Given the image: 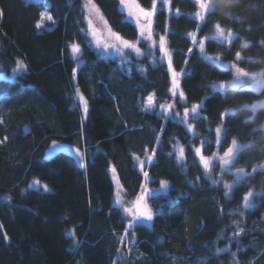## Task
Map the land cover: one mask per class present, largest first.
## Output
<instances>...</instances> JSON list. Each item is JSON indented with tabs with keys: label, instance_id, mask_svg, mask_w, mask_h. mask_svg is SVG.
Masks as SVG:
<instances>
[{
	"label": "trees",
	"instance_id": "1",
	"mask_svg": "<svg viewBox=\"0 0 264 264\" xmlns=\"http://www.w3.org/2000/svg\"><path fill=\"white\" fill-rule=\"evenodd\" d=\"M137 1L145 9L153 4ZM94 3L112 31L137 40L138 28L125 18L120 0ZM214 3L217 13L203 21L192 0H170V15L162 4L155 14L159 30L168 29L172 65L183 73L179 82L187 104H201L200 117L190 120L193 136L183 123L143 110L150 94L157 104L172 96L165 62L152 66L147 56L141 60L145 68L133 65L126 74L117 58L92 46L88 19L96 10L84 7L87 0H0V73L16 74L15 80L0 78V264H264V169L226 196L194 155L202 141L203 154L212 156L235 139L250 145L239 151L237 167L251 171L264 162V108L253 113L244 107L256 104L262 92L211 87L231 80L234 64L249 73L264 71V0H240L232 8ZM45 10L53 20L48 28H37ZM217 23L231 31V42L212 39ZM191 33L208 38L204 53L193 45ZM73 43L81 48L78 59ZM217 56L225 67L207 59ZM20 60L27 68L14 71ZM77 89L88 102L86 116L77 105ZM231 109L237 111L221 119ZM218 126L226 130L219 145ZM53 142L82 150L84 164L67 152L47 157ZM177 143L185 147L182 163L174 151ZM146 152H155L145 167L154 220H132L135 227L129 228L114 203L115 183L136 197L146 182L135 156ZM35 180L51 190L33 187ZM161 181L169 187L157 193ZM248 191L253 206L245 208L242 197ZM237 225L244 228L239 235Z\"/></svg>",
	"mask_w": 264,
	"mask_h": 264
},
{
	"label": "snow or ice",
	"instance_id": "2",
	"mask_svg": "<svg viewBox=\"0 0 264 264\" xmlns=\"http://www.w3.org/2000/svg\"><path fill=\"white\" fill-rule=\"evenodd\" d=\"M168 3L170 4V0H161V4L163 6V4ZM192 3L194 5L199 6L200 11L196 13V16L199 17V19L201 21H203L205 19V14H215L217 13V8L216 5L214 3V0H192ZM84 7H89L90 10H96L99 11L98 6L95 5L94 0H87V4L84 5ZM134 7H135V12L131 13L134 14L137 18V23H139L140 18L142 17L143 20L146 22L145 25H140V35L141 37L145 38V40H152V23H153V17L155 15V11H156V2L155 0H153V5L151 10H145L144 8H142L138 3H134ZM178 12V10H177ZM0 15H3V11L0 10ZM225 16H229L228 14H225ZM45 20H49L52 21L53 17L51 15L50 12H42L41 13V20L37 23L36 27L40 28L43 26L44 21ZM92 25V21L89 19V26ZM215 33L216 35L214 37H212V39H216L217 42L219 43H223L225 41L227 42H231V40L234 38L231 31L230 30H225L224 27H222L219 23H217L215 25ZM95 34V32L93 33ZM115 36V38L120 41L123 46L125 48H130V49H134L136 51L137 54H140V49L136 47V44L124 40L123 37L119 36V34H113ZM191 36L192 39V43L193 45H197L199 46V51L201 53L205 52V40L208 38H202V39H197V35L195 33H191L189 34ZM153 46L156 45V41H152ZM166 38L164 36L160 37L159 40V50L163 52V56L164 58L167 59V67L168 70L171 71L172 74V88L170 89V91L172 92L173 96L177 95V93L179 94V97L182 100L186 101V97L184 96L183 90L179 89V84H178V77L180 75H182V73H177L172 65V58H171V54L169 53L167 47H166ZM262 43H264V41H262ZM248 45L245 43L242 45V47H247ZM105 47H108V45H105ZM71 49H72V53L78 54L81 52V48L78 44L73 43L71 45ZM189 52H191V49H189ZM240 57V53L237 52L236 53V59L239 60ZM207 59L213 63V64H217L220 67H225L224 65L220 64L219 61V56L212 58V57H207ZM229 67H233L235 68V75H234V79L231 82V84H228V82H220L219 84H212L211 87L214 90H220L223 91L226 87H230L232 89H236V88H243L245 86L250 87L254 92H259L262 88H264V71L258 72V73H249L248 71H245L243 68H240L236 65H231ZM27 65L23 62V60H20L17 62V66L16 69H14V71L16 70H20V69H26ZM75 73V69L73 70ZM143 71V70H142ZM246 78V79H245ZM78 98L81 100V102L84 104V111L87 112V101L84 99L82 93H80L79 89H77L76 92ZM155 104V94H151L147 97V107L146 110H150ZM245 108H250V110L255 113L256 110L258 108H264V101H260L256 104H252V105H245ZM161 109H164L165 111H171V109L173 108V105H168V104H161L160 105ZM200 111H201V104H193L191 106V108L189 109V107L185 106L183 109V119L180 121V123H184L185 121L188 120L189 116L191 115L194 118H199L200 117ZM237 111V109H231V110H226L225 113L221 114V119L224 118V116H228L231 115L233 113H235ZM176 116H179V113H176ZM249 119H252V117H250ZM3 121L0 120V123H2ZM262 128H264V125H261ZM187 130L188 132L192 133L193 136H196L197 134L194 132V126L192 124H187ZM222 131L226 132V130L222 129V127L218 126L215 130V136H216V144L219 145L220 144V139H221V134ZM6 139V138H5ZM226 142V140H225ZM0 143H4V141H0ZM208 143L210 144L211 141H208ZM203 147H204V142H201V147L200 148H195L194 149V155L199 156V163H201L203 165V169L205 170V176L207 179H209L211 181V183L215 186L220 184L222 181L221 179H217L214 178L213 176L210 175L211 172V168H212V160H218L222 165V171H228L231 172L232 166L234 165V163L236 162V158L239 154V151H242L244 149H248L250 147V145L248 144H243V145H238L237 141L235 139L232 140L231 142V146L227 148V150L223 153L222 156L214 153L212 157H205L203 155ZM53 150L56 151H63L64 149H59L56 146V143L53 142ZM77 154L79 156V158L82 160L83 159V153L79 152V149H77ZM155 155V152H153V156ZM185 158V150L183 146H179L178 148V162L182 163L184 161ZM152 157H149V162H151ZM141 168L143 169L144 166V161L141 160L139 161ZM261 167H264V165H262ZM113 171H115V169H113ZM253 172L256 171L255 168H253L252 170ZM234 176V183L233 184H228V183H224L223 186L225 188V195L228 196L234 188L235 184H238L240 181L244 180L246 177L252 175V173L248 172L245 170V168H237L236 171L234 173H231ZM144 176L145 178L148 177V173L144 172ZM34 184H40V181L36 180L33 182ZM161 187L164 189H167L169 187L168 182L167 181H161ZM31 187V185H30ZM44 191H48V186L45 184L42 186ZM256 195H260L259 193H257ZM253 197V192L252 191H248L247 193H245L242 197L243 200V206L245 208H249L252 207V201L250 198ZM5 199L10 200V197H6ZM144 199V194L142 193L141 197L137 198L135 204H136V211L138 213V217H143L144 219L148 220V221H152L153 220V211L147 207V205H141V201ZM125 211L127 212H132V209H125ZM243 215V213H241V216ZM129 228H134L135 224L130 223L128 225ZM239 231L236 233V235H239L240 233L244 232V228L239 227V225H237ZM125 235H127V232H125ZM228 249H217V252H224L227 251ZM130 251V249H129ZM233 257L236 256V253H232ZM238 264V262H237Z\"/></svg>",
	"mask_w": 264,
	"mask_h": 264
},
{
	"label": "rangeland",
	"instance_id": "3",
	"mask_svg": "<svg viewBox=\"0 0 264 264\" xmlns=\"http://www.w3.org/2000/svg\"><path fill=\"white\" fill-rule=\"evenodd\" d=\"M37 1H42L44 3H47V0H37ZM120 1H121V9L125 13V18L127 20L132 21L133 23H135V25L138 28L139 34H138L137 40L130 41V42L136 44V47L140 49V54H137L134 49L125 48L123 46V44L115 38V36L113 34H117V33L112 31L107 26V24L104 22V20L102 19V17L98 13V11H95V15L93 17L89 18L92 21V25L91 26H89V19H88V27H89L88 34L90 36L89 41L92 44V46H94L96 48V50L99 52V54L102 55V56H107V57L110 56V57H113V58H117L118 61H119L120 69L122 71H124L126 74H130V71H131V68H132L133 65H136L138 68H145L146 67V63L143 64L141 62V60H143L147 56H148L147 57V62H148L147 64H149V65L155 66V65H157V63L159 61L165 62V64L167 65V59L164 58L163 52L159 50V40H160L161 36H164L166 38V42H167L166 43V47H167L169 53L171 54V51H170L169 46H168V40H167L168 29L165 30V32L160 31L159 28L156 25V20H155V15H154L153 23H152V40H145V38L141 37V35H140V25H145L146 22L140 20L139 23H137L136 16L134 14H131V13L135 12L134 3H138L142 8H144V7L137 0H120ZM155 2H156V11H157V8L161 4L160 3L161 0H155ZM163 5L165 6V8L167 9L168 14L170 15L172 13V8H171L170 4L165 3ZM151 8H152V6L150 8H147V9L144 8V9L145 10H151ZM46 11L47 10H45L44 12H46ZM156 11H155V14H156ZM199 11H200V9H199ZM49 22H51V21L45 20L43 26L40 27V28H48L49 27V24H48ZM94 32H95V34H93ZM152 41H156V45L155 46H153ZM105 45H108V47H105ZM80 54H81V52L78 53V54H75V55L73 54V55L75 57H77V59H78L80 57ZM232 68L233 67H231V69ZM232 70H233V74L235 75V68L232 69ZM177 73H179V72H177ZM253 73H258V72H253ZM234 75H233V78L231 80L227 81L228 84H231V82L234 79ZM181 76L182 75H180L178 77L179 89H181L180 88V82H179ZM0 78H6V79H10V80H15L16 79V74L13 73L11 75H8V74H5V73H0ZM217 84H219V83H217ZM260 92H262L263 97L261 99H259L255 103H258L260 101H264V88H262L260 90ZM147 97L145 99V103H144V107H143L144 111L150 112V113L154 112V111H157L159 114L165 115V117L172 118V119H174L176 121H179V122L183 119V109H184V107L187 106L190 109L191 106L193 105V104L192 105H188L187 104V100L186 101L182 100L179 97V94L177 93V95H175V96H173V94H172L170 99L165 100V101H163L160 104L156 103V96H155V104H154V106L150 110H146ZM76 99H77V105L80 108L82 115L86 116L87 112L84 111V104L78 98L77 94H76ZM161 104L173 105V108L171 109V111H165L164 109L160 108ZM87 111H88V102H87ZM176 113H179V116H176ZM201 114H202V109L200 111V115ZM192 118H194V117H192L190 115L188 120L185 121L183 124L186 125V126H187V124H192L190 122V120ZM55 143H56V146L59 149H64V150L63 151L53 150V143H52L51 146L46 150V156L47 157H52L53 155H55L58 152H67V153L73 154L79 160V162L81 164H84V155H83V159L81 160L79 158L78 154H77V149H78L77 147H75L74 145L68 144V143H62V142H55ZM237 144L241 145L239 143H237ZM179 146H183V145L181 143H177L174 146V151L176 153V158H178V148H179ZM184 150H185V147H184ZM79 152L83 153V151L80 150V149H79ZM214 153L222 156L224 152L221 153L220 151L216 150V152H214ZM212 156H205V157H209L210 158ZM149 157H152L151 162H149ZM141 160H143L145 162L144 166H143V169L141 168L140 163H139V161H141ZM153 161H154L153 152H146L144 154V156H139V155L135 156L136 166L143 173V175H144V172H146L145 171V167L147 165H149L150 163H152ZM262 165H264V162L256 165L254 168L255 169H264V167H261ZM202 167H203V165H202ZM222 168H223V165L218 160H212V168H211L210 175L213 176L214 178L221 179L222 182L220 184H218V185H222L223 186V184L225 182L228 183V184H233L235 178H234V176L231 173H234L236 171V169L240 168V167H237L235 165V163H234V165L232 166L231 172L222 171ZM252 170L248 171V172L252 173L253 172ZM204 172H205V170H204ZM228 174L231 175V178H228V176H227ZM145 182L146 183L143 185L140 193L134 198H129L127 196L126 191L118 183V181H116V183H115L116 189H115V200H114V203L116 205H118L119 207H121L122 210L124 211V213L126 214L128 225L130 223H132V220H133V217H134V213L133 212H131V213L127 212V211H125V209H132L133 203L137 200V198L141 197L142 193L145 194L146 192H149V191L152 190L148 186V183H147V182H149V177L145 178ZM45 184L48 186V189H49L48 191H50L51 187L47 183H44L42 181H40V184H34L33 183L32 186L35 187V188H39V189L44 190L42 186L45 185ZM167 189H164V188H162L160 186L159 188L154 189V191L158 193V192L166 191ZM146 202H147V200H146ZM132 224H134V223H132ZM70 233H72V230L70 231Z\"/></svg>",
	"mask_w": 264,
	"mask_h": 264
},
{
	"label": "water",
	"instance_id": "4",
	"mask_svg": "<svg viewBox=\"0 0 264 264\" xmlns=\"http://www.w3.org/2000/svg\"><path fill=\"white\" fill-rule=\"evenodd\" d=\"M140 20H141V21H144L142 17L140 18ZM81 64H82V62L79 63L78 67H79ZM77 69H78V68H77ZM77 69H76V71H77ZM76 71H75V73H76ZM152 193H153V192L149 191V192H146V193L144 194V199L141 201V205H147V203H146V198H147L148 196H150ZM135 202H136V201H135ZM135 202H134L133 205H132V212L134 213L133 221H135V222H137V221H144V222L147 223V224L152 223L153 220H154V215H153V220H152V221H148V220L144 219L143 217H138V213H137V211H136V204H135ZM147 207H148V205H147ZM148 208H149V207H148Z\"/></svg>",
	"mask_w": 264,
	"mask_h": 264
},
{
	"label": "clouds",
	"instance_id": "5",
	"mask_svg": "<svg viewBox=\"0 0 264 264\" xmlns=\"http://www.w3.org/2000/svg\"><path fill=\"white\" fill-rule=\"evenodd\" d=\"M221 3L225 8H232L238 6L240 0H221Z\"/></svg>",
	"mask_w": 264,
	"mask_h": 264
}]
</instances>
